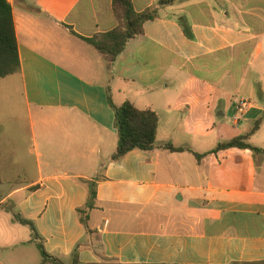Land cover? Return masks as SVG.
Returning <instances> with one entry per match:
<instances>
[{
	"label": "crops",
	"instance_id": "crops-1",
	"mask_svg": "<svg viewBox=\"0 0 264 264\" xmlns=\"http://www.w3.org/2000/svg\"><path fill=\"white\" fill-rule=\"evenodd\" d=\"M160 1L133 0L159 16L108 65L81 37L117 26L112 0H8L35 165L0 160V264H43L40 242L64 264L78 246L80 264L264 263V155L212 153L258 121L248 143L264 150V0ZM239 98L252 104L241 115ZM109 99L158 115L156 150L112 161ZM82 180L97 185L90 234L77 212Z\"/></svg>",
	"mask_w": 264,
	"mask_h": 264
},
{
	"label": "trees",
	"instance_id": "trees-1",
	"mask_svg": "<svg viewBox=\"0 0 264 264\" xmlns=\"http://www.w3.org/2000/svg\"><path fill=\"white\" fill-rule=\"evenodd\" d=\"M177 0H161L160 6L172 5ZM112 11L117 22V26L108 32L95 35L92 38H82L86 43L92 46L100 53L108 65L114 63L124 52L130 40L144 34V25L151 20L158 18V9H149L138 12L133 0H112ZM184 34L188 39H193L191 30L180 21ZM21 72V63L18 52V41L16 37L12 7L7 0H0V79L14 76ZM110 105L115 114V128L118 133V145L112 161H120L132 151L140 150L151 152L157 149V134L159 127V117L152 110H139L133 104L126 102L120 107L113 105L109 99ZM260 126L258 121L249 135L238 137L223 144H219L212 153L238 148L241 150H250L255 156L264 155V150L254 147L248 143V139ZM167 151L180 153L189 151L185 148H176L171 143L163 146ZM193 153L198 161L206 155ZM88 188V199L86 204L77 210L79 220L86 229L87 233H93L89 226L90 212L95 207L97 199V185L90 181H80ZM15 220L21 225L28 226L36 239H41L37 233L33 222L26 220L19 213L14 214ZM43 264H64L56 258L50 256L42 242L38 243ZM71 264H80L79 246L73 252V261ZM264 264V263H261Z\"/></svg>",
	"mask_w": 264,
	"mask_h": 264
},
{
	"label": "rangeland",
	"instance_id": "rangeland-1",
	"mask_svg": "<svg viewBox=\"0 0 264 264\" xmlns=\"http://www.w3.org/2000/svg\"><path fill=\"white\" fill-rule=\"evenodd\" d=\"M231 118L232 115L226 113L220 120L231 124ZM0 126L3 129L0 137L2 164L12 169L33 168L34 159L28 156L29 152H34L30 117L23 100L21 82L15 76L0 79ZM4 186L1 191L9 192V185Z\"/></svg>",
	"mask_w": 264,
	"mask_h": 264
},
{
	"label": "built area",
	"instance_id": "built-area-1",
	"mask_svg": "<svg viewBox=\"0 0 264 264\" xmlns=\"http://www.w3.org/2000/svg\"><path fill=\"white\" fill-rule=\"evenodd\" d=\"M252 104L251 102H249L248 100H245L243 98H239L236 102H235V109L237 111V114H244L246 111L250 110ZM236 120H239V118Z\"/></svg>",
	"mask_w": 264,
	"mask_h": 264
},
{
	"label": "water",
	"instance_id": "water-1",
	"mask_svg": "<svg viewBox=\"0 0 264 264\" xmlns=\"http://www.w3.org/2000/svg\"><path fill=\"white\" fill-rule=\"evenodd\" d=\"M8 1V0H7Z\"/></svg>",
	"mask_w": 264,
	"mask_h": 264
}]
</instances>
